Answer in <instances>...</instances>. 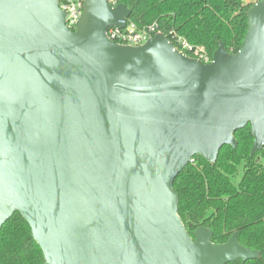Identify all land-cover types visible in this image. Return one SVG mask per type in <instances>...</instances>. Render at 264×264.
<instances>
[{
    "label": "water",
    "instance_id": "1",
    "mask_svg": "<svg viewBox=\"0 0 264 264\" xmlns=\"http://www.w3.org/2000/svg\"><path fill=\"white\" fill-rule=\"evenodd\" d=\"M130 11L84 0L74 32L57 0H0V229L27 222L44 264H230L257 253L234 234L190 236L173 182L213 164L250 126L264 145V1L237 53L205 65L157 34L115 45Z\"/></svg>",
    "mask_w": 264,
    "mask_h": 264
},
{
    "label": "trees",
    "instance_id": "2",
    "mask_svg": "<svg viewBox=\"0 0 264 264\" xmlns=\"http://www.w3.org/2000/svg\"><path fill=\"white\" fill-rule=\"evenodd\" d=\"M255 3L264 0H254ZM245 0H118L130 11L128 24L157 25L194 47H203L210 60L221 45L228 54L240 49L247 33ZM236 146L222 148L211 164L197 156L173 182L178 216L192 236L198 228L212 232L211 242L238 243L257 253L254 260L230 264H264V152L250 155V126L234 134ZM0 264H44L43 254L27 222L14 213L0 229Z\"/></svg>",
    "mask_w": 264,
    "mask_h": 264
},
{
    "label": "built area",
    "instance_id": "3",
    "mask_svg": "<svg viewBox=\"0 0 264 264\" xmlns=\"http://www.w3.org/2000/svg\"><path fill=\"white\" fill-rule=\"evenodd\" d=\"M57 3L60 11L64 13L66 28L74 32L82 16L84 0H57ZM107 3L111 8L119 5L118 0H107ZM157 34H161V32L155 24L138 28L134 24H128L127 21L124 23L123 28L114 26L106 30L108 40L115 45L123 47H140ZM168 36L169 38L164 37L173 46L174 50L205 65L211 63L212 60H210L203 47H194L173 32H170ZM262 150L264 152V145ZM191 162L192 160H190Z\"/></svg>",
    "mask_w": 264,
    "mask_h": 264
},
{
    "label": "rangeland",
    "instance_id": "4",
    "mask_svg": "<svg viewBox=\"0 0 264 264\" xmlns=\"http://www.w3.org/2000/svg\"><path fill=\"white\" fill-rule=\"evenodd\" d=\"M245 1H246V3H255L254 0H245Z\"/></svg>",
    "mask_w": 264,
    "mask_h": 264
}]
</instances>
